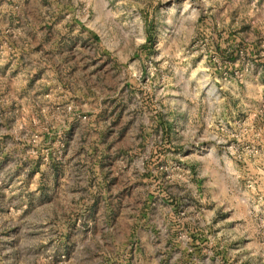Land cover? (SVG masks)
I'll return each mask as SVG.
<instances>
[{"label":"rangeland","instance_id":"374dc122","mask_svg":"<svg viewBox=\"0 0 264 264\" xmlns=\"http://www.w3.org/2000/svg\"><path fill=\"white\" fill-rule=\"evenodd\" d=\"M0 264H264V0H0Z\"/></svg>","mask_w":264,"mask_h":264}]
</instances>
